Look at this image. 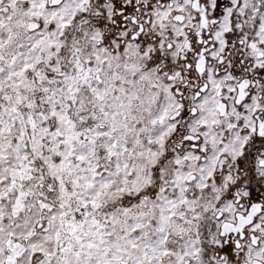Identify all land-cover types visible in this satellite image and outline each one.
<instances>
[{"label":"snow or ice","instance_id":"snow-or-ice-1","mask_svg":"<svg viewBox=\"0 0 264 264\" xmlns=\"http://www.w3.org/2000/svg\"><path fill=\"white\" fill-rule=\"evenodd\" d=\"M0 264H264V0H0Z\"/></svg>","mask_w":264,"mask_h":264}]
</instances>
